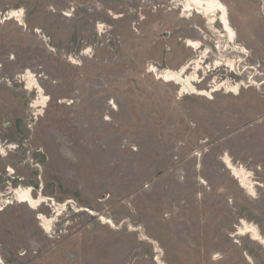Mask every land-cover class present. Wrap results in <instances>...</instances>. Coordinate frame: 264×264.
I'll list each match as a JSON object with an SVG mask.
<instances>
[{"label": "rangeland", "instance_id": "rangeland-1", "mask_svg": "<svg viewBox=\"0 0 264 264\" xmlns=\"http://www.w3.org/2000/svg\"><path fill=\"white\" fill-rule=\"evenodd\" d=\"M178 1L0 0L2 264H264V244L238 232L245 220L264 235V0H217L241 50ZM215 55L236 72L212 70ZM197 59L199 89L238 93L159 78ZM25 187L47 200L16 202Z\"/></svg>", "mask_w": 264, "mask_h": 264}, {"label": "bare ground", "instance_id": "bare-ground-1", "mask_svg": "<svg viewBox=\"0 0 264 264\" xmlns=\"http://www.w3.org/2000/svg\"><path fill=\"white\" fill-rule=\"evenodd\" d=\"M178 3L183 5L184 13H188L190 15L193 11H195L197 13L203 14L207 18L208 23L211 25H213L216 21L220 22L219 24L222 25V28L226 33V47H232V50L242 49V47L236 42L237 34L234 28L231 27V23H229L227 19L225 7H223V5H221L217 0H179ZM20 15H22L21 10H10L7 11V13L4 15L6 17L4 18L16 19L21 17ZM186 43L188 46L193 47L194 49H198L201 47V42L198 40L187 39ZM212 51L213 50L210 47H205L203 51V57L206 58L207 54ZM242 54H244V52H242ZM236 60H233L224 55H215L212 64V70H215L220 66H226L227 68H229V70L235 71V69L239 66V64L237 65ZM202 62L204 63V60L202 61L200 59H197L196 61H193L194 66H192V71L190 73H188L187 71L190 66L183 64L176 70L164 69L161 74H159L160 77H158L164 79V81H173L174 83L178 84L180 86L181 94H200L205 96L209 95L210 97L212 93L220 90L222 87H224L227 92H235V94L238 93L241 85L236 82L230 83L225 81L222 84H218L215 80H213V86L210 85V89H199L196 85L197 81L199 80L197 79V68H200L199 65ZM190 64L192 65V63ZM237 70L239 71V69ZM150 71L156 74V70H154L152 66L150 68ZM22 78L26 81V88L29 91L37 89L38 92V96L34 100H32L30 106L34 109L44 107L48 98L39 83L36 81V79H34L33 75H31L30 72H26ZM224 162L227 164L228 168L232 170L233 175H235L242 187H246L248 188V190L253 191V182L249 179L250 174H248V172L243 167L234 166L228 157H225ZM14 197V200L16 202L18 201V203H25L32 209H37L47 200V197L43 195L34 196L30 187L15 189ZM38 218L40 219L42 226H44L48 230L51 226V218L48 219V217H46L42 213L38 214ZM241 223L242 226L240 225V231H238L241 235L248 233L253 240L259 241L260 243L264 244V235H261L260 232L256 230L257 228L254 224L248 223L245 220H242ZM0 263L2 264L1 258Z\"/></svg>", "mask_w": 264, "mask_h": 264}, {"label": "flooded vegetation", "instance_id": "flooded-vegetation-1", "mask_svg": "<svg viewBox=\"0 0 264 264\" xmlns=\"http://www.w3.org/2000/svg\"><path fill=\"white\" fill-rule=\"evenodd\" d=\"M62 12V11H61ZM64 14V11L62 12Z\"/></svg>", "mask_w": 264, "mask_h": 264}]
</instances>
